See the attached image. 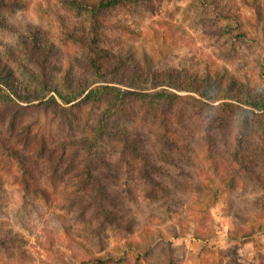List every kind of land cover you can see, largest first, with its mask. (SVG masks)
<instances>
[{
	"label": "rangeland",
	"instance_id": "obj_1",
	"mask_svg": "<svg viewBox=\"0 0 264 264\" xmlns=\"http://www.w3.org/2000/svg\"><path fill=\"white\" fill-rule=\"evenodd\" d=\"M10 1L0 5V66L14 73L17 80L10 85L21 88L23 98L16 102L30 105L16 108L11 122L12 105L0 102V264H98L89 262L97 257L104 264H264V231L259 229L264 224V154H257L264 145V117H252V168L238 171L229 182L228 151L234 125L241 122L238 101L230 92H221L216 101L203 98L167 78L174 70L196 75L210 69L222 75L219 83L233 78L264 89V0H119L97 15L96 43L124 59L120 75L132 73L133 60L142 67L138 74L157 76L159 84L137 79L129 89L148 97L110 121L127 129L144 126L150 145L161 123L175 129L169 133L173 151L147 147L151 157L156 155V166L143 170L122 163L118 142L107 134L103 151L111 165L94 168L110 194L104 213L89 202L88 188L73 191L61 182V167L49 166L47 147L64 139L67 128L42 106L51 95L60 98L30 80L25 65L32 64L19 48L20 35L37 28L53 46L56 70L48 78L53 85L66 71L79 74L84 84L95 81L69 65L81 50L65 37L67 30H91L89 9L62 0ZM32 84L31 94L22 90ZM27 125L46 140L42 154L32 148L36 167L31 171L45 193L22 188L19 163L8 149L11 144L22 150ZM10 127L22 137L18 144L5 130ZM79 129L74 127V135L82 133ZM123 159L131 160L126 154ZM77 163L70 170H79ZM72 173L63 174L70 178ZM245 231L253 234L244 236Z\"/></svg>",
	"mask_w": 264,
	"mask_h": 264
},
{
	"label": "trees",
	"instance_id": "obj_2",
	"mask_svg": "<svg viewBox=\"0 0 264 264\" xmlns=\"http://www.w3.org/2000/svg\"><path fill=\"white\" fill-rule=\"evenodd\" d=\"M65 4L77 7H86L89 9L92 26L91 30L76 31L67 30L65 37L71 39L79 45L81 54L74 56L70 60V66H77L88 75L93 77L95 81L90 83L82 81L79 74H74L70 71H66L63 74V78L59 83H53L48 79L50 70H56V66L52 61L53 58V46L46 41L44 35L36 28L29 27L27 32L20 35L19 48L32 65L28 67L25 65V69L28 71V77L34 83H39L42 89L57 94L60 98L57 99L55 95H51L48 99L43 101V111H48L51 120H55L63 127L67 128L66 137L61 141L51 144L47 147L46 140L40 135L39 129L30 125L24 126L26 130H22V137L24 141H20L22 150H18L15 145L7 144L8 149L12 152L16 161L19 163V171L17 174V180L22 184V188L25 191L33 189L45 193V188L33 177L32 172L36 167V162L33 158L34 149L35 152H42V142L48 150L46 154L48 156L49 166L56 167L57 169L65 173L73 171L72 175L65 178L63 173H60V180L67 186L71 185L73 191L81 192V189L88 188L86 194L89 198V202L96 203L99 207L105 211L103 201L110 196L106 191L105 185L99 181V177L96 176L94 168L98 165L110 166L111 163L106 159V151L104 138L110 135L120 146L121 158L120 161L127 165H134L139 170H143L146 167H155L156 155L146 150L147 147L153 146L152 149L159 151L164 148H170L173 151V139L170 138V134L175 133V129L171 126L167 127L166 123H161L159 132L151 145L149 144L148 136L151 134L148 130L144 129L142 125H132V129L122 128L119 125H114L110 118L118 113H130L133 110L134 105L137 106L145 96L141 93L138 95V91L131 90L129 88H135L137 86V79L143 81V83H150L155 81L157 76H152L148 72H139L142 68L141 65L133 61L132 73L130 75L123 74L117 71V68L125 65L124 59L119 57L115 53H111L104 48H101L96 43L97 31L94 27V20L97 15L110 6L116 5L119 0H62ZM257 1V0H255ZM10 0H0V5L4 6ZM257 17L261 16L260 9L257 4H254ZM112 62V66L110 65ZM72 63V64H71ZM33 66V69H31ZM36 69V71H35ZM29 70H31L29 72ZM9 69L0 66V102L2 105L10 107L12 105V113L10 121L14 122L16 108L28 109L30 104L22 105L16 102L15 99L23 98L18 92L21 88H14L10 85L17 79L14 73L8 72ZM137 73V77L135 76ZM167 78L170 80H176L178 86L183 89L191 87L201 97L207 99H213L214 101L221 99V92H230V98L238 101V115L240 117V123L234 126V136L230 150L228 151L230 168L232 167V181L236 180V173L238 171H248L252 168L253 164V150L251 149L250 137L252 134V117H264V89H257L256 87H247L243 84L236 83L233 78L227 79L225 84L219 83L218 80L222 78V75L217 72H213L207 69L205 73H197L191 75L184 73L180 70H174L167 73ZM116 84L125 85L126 88L122 89L116 86ZM7 85L11 90L5 91L2 87ZM81 87L84 89L81 90ZM35 89L33 84L29 87H23L22 90L31 94ZM80 92L79 95H72L73 92ZM26 93V94H27ZM28 94V95H29ZM27 96V95H26ZM80 97V99H78ZM78 99V100H77ZM76 100V101H75ZM149 103L148 101H146ZM38 104H34L36 107ZM240 105V106H239ZM237 115V117H238ZM252 119V120H251ZM80 128L82 133L78 136L74 135V127ZM8 132L10 140L22 139L20 135L13 133V128L5 129ZM135 134V135H133ZM33 136V141L29 140L30 136ZM143 136V137H142ZM39 138V142L34 144L33 142ZM42 140V141H41ZM16 143V142H15ZM7 147V146H6ZM32 148L33 151H32ZM43 148V149H47ZM156 148V149H155ZM258 155L264 154V145L260 144L257 147ZM32 153L31 156H28ZM42 154V153H41ZM123 154L130 155L131 160L127 161L123 159ZM120 155V154H119ZM22 158H26L24 161ZM79 160V161H78ZM80 162V163H77ZM75 163L80 165L79 170H70V166ZM59 164V165H58ZM236 166L233 168V166ZM145 167V168H144ZM79 171L84 172V175ZM81 190V191H79ZM84 194V193H83ZM260 230L264 231V224L260 225ZM253 232L245 231L244 236L252 235ZM98 262V264H104V260L101 257L92 258L91 261Z\"/></svg>",
	"mask_w": 264,
	"mask_h": 264
}]
</instances>
